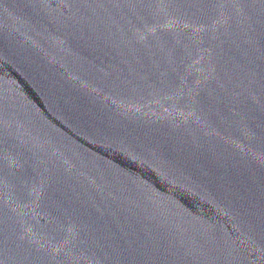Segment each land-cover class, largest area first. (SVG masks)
<instances>
[{"label": "water", "instance_id": "water-1", "mask_svg": "<svg viewBox=\"0 0 264 264\" xmlns=\"http://www.w3.org/2000/svg\"><path fill=\"white\" fill-rule=\"evenodd\" d=\"M0 264H264V0H0Z\"/></svg>", "mask_w": 264, "mask_h": 264}]
</instances>
